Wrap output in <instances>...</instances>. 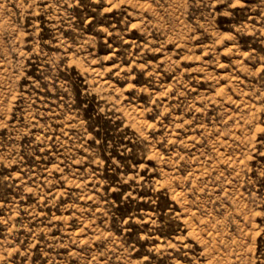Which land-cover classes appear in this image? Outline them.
Segmentation results:
<instances>
[{
    "label": "rangeland",
    "instance_id": "374dc122",
    "mask_svg": "<svg viewBox=\"0 0 264 264\" xmlns=\"http://www.w3.org/2000/svg\"><path fill=\"white\" fill-rule=\"evenodd\" d=\"M0 264H264V0H0Z\"/></svg>",
    "mask_w": 264,
    "mask_h": 264
}]
</instances>
